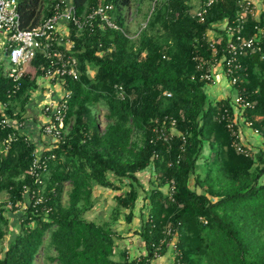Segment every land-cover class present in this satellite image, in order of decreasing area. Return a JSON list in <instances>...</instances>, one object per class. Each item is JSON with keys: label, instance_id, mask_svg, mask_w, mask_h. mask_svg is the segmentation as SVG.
<instances>
[{"label": "trees", "instance_id": "obj_1", "mask_svg": "<svg viewBox=\"0 0 264 264\" xmlns=\"http://www.w3.org/2000/svg\"><path fill=\"white\" fill-rule=\"evenodd\" d=\"M59 1L20 0V28L41 26ZM71 1L78 16L112 5L110 14L119 29L70 34L80 72L78 80L63 83L72 93L66 120L71 129L64 141L42 153L47 163L42 184L35 185L30 176L36 146L18 135L5 151L3 142L14 132L0 130V196L8 194L11 203L0 204V243L8 233L6 212L19 210L26 186L41 188L47 199L38 215L27 213L29 220L22 222L0 264H34L40 253L57 264H137L127 253L120 261L114 259L118 236L113 224L124 210L129 211L127 223H132L140 191L148 209L138 233L147 249L142 264H154L155 248L167 237L161 257L171 251L172 264H264V150L255 152L242 143L238 122L234 130L228 128L222 118L227 111L235 121L232 98L209 101L206 87L213 84L200 77L201 62L212 54L208 34L214 25L234 21L238 0L218 1L205 22L191 17V0ZM134 2L139 10L154 3L150 17L149 12L144 16L146 26L136 35L127 17ZM258 27L264 28V13L259 20L247 18L245 37L255 35ZM220 33L216 42L222 50L227 36ZM240 62L239 90L245 88L243 96L251 104L244 121L264 139V47ZM33 65L37 75L26 73L18 90L0 66V105H8L4 113L12 119L22 120L47 62L38 54ZM117 87L123 88L125 99ZM98 113L104 122L98 121ZM166 118L167 124L177 123L173 140L151 142L155 122ZM165 131L170 134L168 127ZM147 170L152 174L145 190L139 175ZM112 179L127 180L129 191L121 193ZM171 181L175 191L169 197ZM95 187L119 192L111 220L99 224L85 217L96 205ZM43 207L51 208L47 217Z\"/></svg>", "mask_w": 264, "mask_h": 264}, {"label": "built area", "instance_id": "obj_2", "mask_svg": "<svg viewBox=\"0 0 264 264\" xmlns=\"http://www.w3.org/2000/svg\"><path fill=\"white\" fill-rule=\"evenodd\" d=\"M218 1L220 0H206L197 10L190 14L191 17L205 22L209 10ZM19 2L20 0H0V44L5 47L9 62L8 77L13 81L17 90L25 74L28 73L25 70L26 66L32 64L38 54H41L47 62V65L41 66V69L44 70L43 77L48 81H61L64 83L66 79L78 80L80 77L78 60L71 51L74 49L75 44L70 38V34L74 32L75 37H79L87 30L93 31L97 28L103 31L107 29H119L113 16L110 14L113 11L112 5L99 6L91 9L83 16H78L71 0H60L54 5L52 15L41 26L31 31L22 30L19 22ZM237 5L238 10L233 22L217 24L224 26L223 31L227 36V41L223 49L219 50L217 40L209 39L210 48L212 49L211 57L205 59L200 64L202 71L200 76L201 80L214 85L216 83V68L221 66L228 82L236 89V94L232 99L236 109V119L232 122L226 115L227 111H225L222 118L227 121V126L230 130H234L235 128L238 112L243 116L244 111L251 108L250 102L243 96L245 88L242 91L239 90L243 84V79L239 75L243 69L240 59L248 52L262 53L264 47V28H256L257 33L250 38H246L244 35L247 18L251 17L259 20L264 13V0H260V4L254 0H238ZM64 20L68 23L69 30L67 35H64L59 30ZM217 25H214V27ZM219 55H221V59H219ZM207 67H211V69L207 70ZM64 90V95L59 102L50 101L43 107L46 123L41 127V131L45 136L52 139V145L49 150L64 141L68 131L71 129V126L67 125L66 120L72 93L66 91L65 88ZM117 90L119 97L125 99L123 88L117 87ZM166 96L170 97L171 94L166 93ZM7 108V104L0 105V130L8 129L14 133L9 135L3 142L5 151L10 148L11 143L18 135L26 137L22 133L24 120L10 118L4 113ZM167 120L168 118L163 122H155L152 130L154 135L151 142L170 144L173 140L174 135L177 133V123L175 120H170V123L167 124ZM167 127L170 130V134L165 131ZM254 132L258 134V131ZM28 141L30 140L28 139ZM46 168V160L36 150L33 163L30 167V176L34 178L35 185L42 184L41 171L46 170ZM24 189L26 191V199L17 211L22 213L21 223L28 219L27 213L29 211L33 215H38L39 207L44 206L47 201L44 191L41 188H30L26 186ZM174 191V182L171 181L167 186V195L169 197L172 196ZM2 203L0 200V204ZM6 203L8 205L11 204L9 199ZM50 211L51 208L43 207V212L46 217ZM29 218L32 220V224H34L35 220L32 217ZM168 240L167 237V239H164L160 243L159 247L155 248V260L161 257V246H164ZM174 242V240L170 242L172 248H174ZM142 257L141 255L131 258L129 254L127 255V258L130 260H136L137 264H142Z\"/></svg>", "mask_w": 264, "mask_h": 264}, {"label": "crops", "instance_id": "obj_3", "mask_svg": "<svg viewBox=\"0 0 264 264\" xmlns=\"http://www.w3.org/2000/svg\"><path fill=\"white\" fill-rule=\"evenodd\" d=\"M254 1L260 4V0ZM191 3L193 5V10L195 11L201 6L202 1H193ZM223 27V25L215 26L214 30L212 29L208 34L209 39L219 40L222 36L220 31H223ZM59 30L64 35L68 34V23L65 20L62 21ZM25 70L34 76L37 75V68L33 65V63L26 66ZM215 80L216 83L214 85H209L210 90L208 87H206V92L210 94L212 98H214L213 101H220L226 98L233 99L234 94H236V89L232 87L228 82L221 66H218L216 68ZM36 84L37 89L31 92L28 104L26 105V110L23 114L22 119L24 120V127L22 129V133L25 134L26 137L36 146V150L40 154H42L44 151H48L52 145V139L45 136L41 131V127L46 123V117L43 114V107L50 101L59 102L63 97L65 90L63 82H50L43 76L37 77ZM212 87H214L213 90H211ZM240 128L242 143L245 146H248L250 148V146L255 145V142L259 140V143H264V139L257 133L252 131V129H250L249 127L245 126V129H243L244 127L240 125ZM150 178L148 180V184H150ZM112 181L115 182L116 186H118L119 188L121 187V193L125 194L129 191L130 186L127 180L119 181L112 179ZM142 183L144 184L143 179ZM148 189L149 188L145 187V190ZM68 191L69 188L68 186H66L65 193H68ZM142 193L143 196L142 194H140L139 197V208L136 209L137 206L135 205L133 209L134 219L132 223H127L125 214L129 211L124 210L122 211L119 220L113 224V229L118 236V239L116 240V250L114 256V259L116 261L122 260L125 253L129 254L131 258L146 254L147 249L145 243L142 242L143 240L141 239L140 235H138L147 219L146 213H148V209L146 208L145 193ZM118 194L119 192L113 191L111 189L95 187L94 200L96 205L91 212L86 214V219H88L89 221H98L99 223L110 221L114 208L116 206L115 200ZM2 195L1 197L4 199V202H6L9 199V195L6 193H3ZM143 200L144 202H142ZM6 218L8 222V233L5 239L8 236H14V238L10 242L11 244L19 235L22 223L20 220V214L18 212L12 213L11 211H8L6 212ZM137 240L139 241L140 245H137ZM6 249L7 248H5L4 251L0 254V257H2L4 253H6ZM171 253L172 252L169 251L168 254L155 260L154 264H171L173 257V254Z\"/></svg>", "mask_w": 264, "mask_h": 264}, {"label": "rangeland", "instance_id": "obj_4", "mask_svg": "<svg viewBox=\"0 0 264 264\" xmlns=\"http://www.w3.org/2000/svg\"><path fill=\"white\" fill-rule=\"evenodd\" d=\"M191 1L192 2L193 1L200 2L202 0H191ZM139 8L140 7L138 6V4L136 2H134V4L132 5V7L130 8V10H128V12H127V14H128L127 15V17H128V23L131 26L132 32H134L135 35L138 32H140V30L142 28H144V26L146 24L145 19H144V16H145V14H147L149 12L148 18L150 17V15H151V13H152V11L154 9V3H151V4L145 3L144 6H142V9L139 10ZM148 18H147V20H148ZM8 64L9 63L7 61V58H6V50H5V47H3L2 44H0V66L2 67V65H3V68L5 69V71H8V67H9ZM207 87L210 90V86H207ZM213 89H214V87L211 88V90H213ZM234 96H235V94H234ZM208 98H209V101H213L214 100V98H212V96L210 94H208ZM97 118H98V121L104 122V119L102 118L101 113H98ZM237 122L241 126L244 127L243 129H245V126H247L246 123H245V121H244V117L241 114H239V112H238ZM101 128L104 129V125L101 126ZM259 142H260V140L259 141H256L255 142V145L250 146V148L252 150H254L255 152H258L261 149L264 150V143H259ZM208 152H209V149H208V147H206L205 148V154L207 155ZM204 162H205L204 159H201L200 166H202ZM151 174H152V172L150 170H147L144 173H141L139 175V177L141 178V180L143 179L146 188H149L148 180H149ZM152 178L155 179V177H153V176H152ZM263 180H264V178H263ZM191 187L194 188V180H193V178L191 179ZM163 190L165 192L166 189H163ZM140 194H142V196H143L142 191H140ZM0 198H2V197L0 196ZM0 200H1V202H4V199L3 198L0 199ZM64 201L65 202L67 201V193L64 194ZM142 202H144V200ZM139 204H140V200L137 201V204H136L137 207H136V209L139 208ZM18 213L20 214V220H21L22 219V213L21 212H18ZM147 217H148V213H146V218ZM95 223H98L99 224L98 221H95ZM13 238H14V236H12V237L11 236L10 237L8 236L6 239H4V241L2 243H0V254L4 251L5 248L8 249L9 244L12 241ZM136 243H137V245H140V243H139L138 240L136 241ZM7 249H6V251H7ZM54 254H55L54 252H51L50 255H54ZM3 257H4V255L2 257H0V258H3ZM34 264H57V263H50L47 260L46 254L40 253L39 256L37 257V259L35 260ZM171 264H172V262H171Z\"/></svg>", "mask_w": 264, "mask_h": 264}]
</instances>
